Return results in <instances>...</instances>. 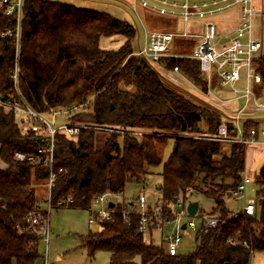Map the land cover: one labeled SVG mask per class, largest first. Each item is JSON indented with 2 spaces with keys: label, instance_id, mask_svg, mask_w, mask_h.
I'll return each mask as SVG.
<instances>
[{
  "label": "trees",
  "instance_id": "obj_1",
  "mask_svg": "<svg viewBox=\"0 0 264 264\" xmlns=\"http://www.w3.org/2000/svg\"><path fill=\"white\" fill-rule=\"evenodd\" d=\"M10 23L0 10V32ZM137 33L135 25L105 12L60 1L25 0L21 89L39 112L94 96L92 111L74 117L72 122L158 132L142 139L102 135L94 130L82 131L76 141L58 136L53 208L71 198L69 208L90 210L97 195L123 193L129 183H145L161 163L163 148L172 140L173 149L158 187L164 211H171L174 199H184L192 190L190 200L198 195L211 199L215 211L208 214L227 220L226 225L199 234L194 254L171 257L162 244L143 242L138 216L132 215L126 224L120 205L102 229L80 238L82 246L91 258L99 251L108 252L109 264H134L136 259L140 264H246L250 251L264 254V166L254 179V214L230 220L225 198L242 180L247 149L194 137L212 135L223 123L230 135L235 133L229 119L169 88L158 70L177 66L184 77L205 91L199 63L173 59L152 63L134 56L131 44ZM116 36L125 39L120 49H100L101 38ZM14 55L13 43L0 40L3 85L9 83ZM255 69L263 88L264 55L255 61ZM21 122L20 116L0 108V159L6 165L0 169V264H37L42 259V240L29 229L27 213L41 205L35 186L45 182L48 174L42 166L15 159L17 152L35 154L39 146L37 135L22 133ZM244 130L248 136L245 124ZM231 238L238 244L231 245Z\"/></svg>",
  "mask_w": 264,
  "mask_h": 264
},
{
  "label": "built area",
  "instance_id": "obj_2",
  "mask_svg": "<svg viewBox=\"0 0 264 264\" xmlns=\"http://www.w3.org/2000/svg\"><path fill=\"white\" fill-rule=\"evenodd\" d=\"M24 5L25 0H0V10L11 22L10 27L0 32V40H10L15 49L9 83L3 85L0 79V108L22 118L20 124L22 133L38 136L39 146L36 153L17 152L15 159L35 167L42 166L47 170L48 178L45 182L49 201L44 207L35 206L28 212L27 223L32 233L48 245L49 215L54 207L51 194L57 178L55 172L57 137L65 136L70 139L79 136L85 130L103 132L113 128L71 121L78 115L92 111L94 96L68 107L52 108L48 112H39L27 100L21 89L20 63ZM129 6L131 14L142 25L144 21L139 14V8L178 20L182 27L180 32H174L151 30L146 26L145 38L140 44L136 56L152 63L171 59L196 61L199 63L203 81L206 83L207 95L218 91L219 88H230L231 92L238 93L237 86L242 78L244 77L247 81V86L239 92V96L236 98L243 100L244 105L235 117L229 118L235 134L230 135L229 127L223 123L212 135L199 134L194 137L219 143L240 144L247 148L258 145V140L262 136L261 144H264V130H249L247 136L244 130V120L241 119V115L247 112L264 113V95H258V88H256L262 84V77L255 69V61L262 57L264 52V0H182V2L177 0H132ZM225 17L226 20H223ZM183 39H193L196 42L191 53L187 52L188 48L177 45ZM159 73L171 86L179 84L183 78L186 80L177 66L169 70L162 69V72ZM61 116L65 118V121L57 124L55 121ZM132 134L135 138L145 136L143 133L142 135L140 133ZM248 186L254 187V181L244 174L237 189L230 192L231 197L244 195ZM191 194L192 190H188L186 198L178 199L174 204L177 209H180L179 212H175V208L165 212L162 201L157 199L153 203L146 197L143 190L135 201L124 200L122 202L118 201L121 193L107 191L93 199V208L89 210L91 213L89 223L96 224L102 229L103 224L112 219L114 208L121 205V215L126 224H130L132 215L138 216V232L146 245L162 244L169 256L179 257L182 256L178 251L183 241L181 233H186L187 230L195 232V242L197 243L199 234H209L227 223V220L223 218L210 216L200 210L194 216L189 215L187 206L191 202ZM115 200L116 202H114ZM72 202V199L69 198L67 201H59L56 206L59 208L70 207ZM111 203L114 204L113 209L109 208ZM256 203L257 200L250 201L243 206L241 212L230 213L229 219L252 216ZM196 217L200 220L199 227L194 222ZM184 225L185 229H183ZM169 226H172L174 230L165 234V230ZM155 233L158 234L157 239L154 238ZM229 243L235 246L238 241L231 238ZM256 255V252L250 251L246 264H264V258L257 261ZM45 264H48L47 258Z\"/></svg>",
  "mask_w": 264,
  "mask_h": 264
},
{
  "label": "rangeland",
  "instance_id": "obj_3",
  "mask_svg": "<svg viewBox=\"0 0 264 264\" xmlns=\"http://www.w3.org/2000/svg\"><path fill=\"white\" fill-rule=\"evenodd\" d=\"M53 1V0H51ZM54 1H62V2H71L74 6L78 8H85L89 10H96L100 12H105L113 17L120 19L122 21H127L137 28V37L132 41L131 47L134 52V56L138 52L140 44L144 41L145 29L148 27L151 30L158 29L163 31H174L180 32L182 27L178 20L160 16L155 13H151L146 11L145 9L139 8V14L143 19L144 23H142L130 12V4L132 0H54ZM182 2V0H177ZM147 26V27H146ZM125 39L122 37H103L100 39V49L105 51H115L120 49L124 45ZM196 44L193 39H183L177 43V45L181 47L188 48L187 52H192V47ZM264 55V52L262 53ZM162 72V69H158ZM158 71V72H159ZM165 79V78H164ZM180 80V79H179ZM166 85L169 88L175 89L183 94H185L190 100H192L196 104H201L205 107H209L218 111L222 117H234L237 112L243 107L244 101L237 100L236 98L239 96V92L245 89L247 86V81L243 77L237 89L238 93L231 92L232 89H220L212 94L207 95V87L205 91H202L201 87L194 84L192 81H186L184 78L179 81V84L175 86H171L170 83L165 79ZM261 86V85H260ZM258 88V95H264V86L263 88ZM218 87V86H217ZM260 88V90H259ZM242 120L252 119L253 122H246L245 126L247 130H264V113H244L241 115ZM65 118L59 117L55 121L57 124L64 123ZM135 130V131H131ZM99 134H113L120 137L130 136L133 137L132 133L142 135V133L146 136L149 134L158 133L151 129H128V128H113L112 130L98 132ZM159 136H164L170 138L173 136V133H160ZM145 136L138 137L139 139L144 138ZM71 140L76 141L78 138L74 136L70 138ZM259 146L263 142V137L259 138ZM258 146V147H259ZM225 150H228V146H225ZM249 148L247 151V171H252L255 173H259L260 166L264 162V154L259 155L260 149ZM173 149V141L169 140L166 146L162 151V161L156 166L153 171V175H151L145 183H129L123 193H121L119 202L124 200L126 201H135L140 192L143 190L146 197L151 199L153 203L157 201L160 196L158 191V187L161 183V176L163 166L165 162L168 160L171 151ZM4 166V163L0 159V167ZM36 197L40 202L41 206L44 207L46 203L49 201L48 199V190L46 187V182L41 183L39 186H35ZM256 191L253 186H248L244 195H240L226 201V208L230 212H241L243 206H245L250 201L257 200ZM194 201L199 203L200 211L205 213H214V202L203 196L198 195L194 198ZM116 202V200L114 201ZM93 208V206H91ZM175 208V212H179L180 209ZM94 210V209H93ZM213 211V212H211ZM89 210H82L76 208L69 207H61V208H53L50 211L49 215V227H50V237L48 245L43 241H40L39 244V253L42 259L37 264H45L46 258L48 264H109L110 254L108 252L99 251L95 254L93 258L88 256L87 250L82 246L80 238L85 237L89 232L98 231V225H91L89 223L90 218ZM197 227L200 226V220L196 217L194 219ZM174 230L172 226H169L165 230V234L170 233ZM183 235V241L181 246L179 247V253L181 255L189 256L194 254L197 249V243L195 242V232L191 230H187L186 233H181ZM154 238H158V234H154ZM148 241V240H147ZM264 258V254L257 253L256 260H261ZM134 264H140V260L136 259Z\"/></svg>",
  "mask_w": 264,
  "mask_h": 264
},
{
  "label": "crops",
  "instance_id": "obj_4",
  "mask_svg": "<svg viewBox=\"0 0 264 264\" xmlns=\"http://www.w3.org/2000/svg\"><path fill=\"white\" fill-rule=\"evenodd\" d=\"M54 1V0H53ZM60 2H62V1H60ZM64 3H66V2H64ZM68 4H70L71 2H67ZM73 5V4H72ZM223 20H226V17L223 19ZM186 81H189L187 78H186ZM218 85H216V87H217ZM217 88H219V86L217 87ZM257 88V87H256ZM221 88H219L218 90H220ZM239 101V100H238ZM7 113V112H6ZM237 114V113H236ZM221 115V114H220ZM222 116V115H221ZM235 117V116H234ZM222 118H224L225 120H227V119H229V118H233V117H226V116H223ZM246 122H253V120L252 119H246V120H244V122L243 123H246ZM255 146H256V148L259 146V145H253V146H250V147H247L246 149H247V151H248V149L249 148H255ZM258 149H260V154L259 155H263L264 154V144H260V146L258 147ZM264 166V162H263V164L260 166V170L262 169V167ZM6 168V165L4 164V166H2V167H0V169H5ZM246 168H247V152H246ZM260 170H259V172H260ZM247 175L249 178H251L253 181H254V179H255V177L259 174H257V173H255V172H252V171H247V169H245V171H244V173H243V175ZM232 198H234V197H231V196H227L226 197V201H229L230 199H232ZM226 201H225V204H226ZM191 202H193L192 200H191ZM190 203V202H189ZM199 210H200V208H199ZM232 213V212H231ZM100 229V228H99Z\"/></svg>",
  "mask_w": 264,
  "mask_h": 264
},
{
  "label": "water",
  "instance_id": "obj_5",
  "mask_svg": "<svg viewBox=\"0 0 264 264\" xmlns=\"http://www.w3.org/2000/svg\"><path fill=\"white\" fill-rule=\"evenodd\" d=\"M2 56H1V60H2ZM111 108H113V106H111ZM227 196H231V193L229 192L228 193V195ZM177 201H178V198H175L174 199V204H176L177 203ZM109 208L110 209H113L114 208V204H110L109 205ZM199 203L197 202V201H193V202H190L189 204H188V206H187V211H188V214L189 215H191V216H194V215H196V213L198 212V210H199ZM186 227H185V225L183 226V229H185Z\"/></svg>",
  "mask_w": 264,
  "mask_h": 264
}]
</instances>
